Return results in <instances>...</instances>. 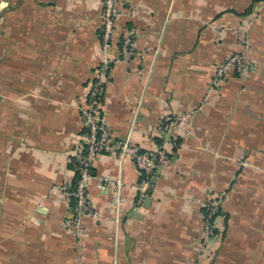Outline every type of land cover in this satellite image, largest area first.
I'll return each mask as SVG.
<instances>
[{
	"label": "crops",
	"instance_id": "1",
	"mask_svg": "<svg viewBox=\"0 0 264 264\" xmlns=\"http://www.w3.org/2000/svg\"><path fill=\"white\" fill-rule=\"evenodd\" d=\"M120 7L105 52L102 0H0V264H264V0ZM126 36L135 54L125 61ZM239 36L247 74L213 85L216 67L242 50ZM106 56L111 143L164 145L169 160L142 182L128 156L100 153L95 216L82 218L77 244L59 225L72 209L59 188L74 183L80 107ZM198 106L184 133L162 129L164 115ZM217 196L208 229L204 205Z\"/></svg>",
	"mask_w": 264,
	"mask_h": 264
},
{
	"label": "built area",
	"instance_id": "2",
	"mask_svg": "<svg viewBox=\"0 0 264 264\" xmlns=\"http://www.w3.org/2000/svg\"><path fill=\"white\" fill-rule=\"evenodd\" d=\"M122 14L120 0H102L101 46L105 52L109 48L110 39ZM239 41L242 50L231 54L216 67L212 79L213 85L219 83L223 76L231 70H235L241 76L247 74L249 69V63L246 59L248 41L244 36H239ZM134 54L131 36H126L121 44V59L129 60ZM113 61L107 56L104 57L87 86L86 102L80 107L85 125V134L73 165L75 180L73 184H63L59 188L66 201L72 206L71 214L61 219L59 225L73 236L74 242L77 244L82 241L80 234L82 218L95 216L89 198V188L92 180L91 167L100 153L112 152L119 157L128 156L134 162L140 176H142V182L149 180L150 173L152 175L158 173L169 160L164 145L153 150H141L138 146L133 145L128 138L111 143L109 129L104 124L101 114L104 84ZM200 110L201 106H198L179 114L164 115L161 120L162 129L167 134H182L187 131L190 120L195 118ZM100 180L110 185L113 184L116 188L120 186L117 181L113 183L109 174L101 176ZM144 197L145 193H140L137 201L142 200ZM219 199L220 196H217L205 202L204 206L207 211L205 224L208 229L217 214Z\"/></svg>",
	"mask_w": 264,
	"mask_h": 264
},
{
	"label": "water",
	"instance_id": "3",
	"mask_svg": "<svg viewBox=\"0 0 264 264\" xmlns=\"http://www.w3.org/2000/svg\"><path fill=\"white\" fill-rule=\"evenodd\" d=\"M150 176H152V174L150 173Z\"/></svg>",
	"mask_w": 264,
	"mask_h": 264
}]
</instances>
